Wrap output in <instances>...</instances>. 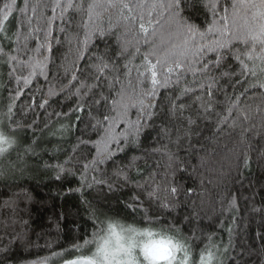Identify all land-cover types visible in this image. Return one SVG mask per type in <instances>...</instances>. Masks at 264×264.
Here are the masks:
<instances>
[{
  "label": "snow or ice",
  "instance_id": "6c2138e0",
  "mask_svg": "<svg viewBox=\"0 0 264 264\" xmlns=\"http://www.w3.org/2000/svg\"><path fill=\"white\" fill-rule=\"evenodd\" d=\"M192 2L0 0V182L25 175L33 158L52 151L55 163L44 168L55 181L78 178L68 191L79 194L92 223L69 246L48 244L46 255L19 264H240L243 248L252 247L244 241L236 252L235 225L240 200L258 194L251 181L252 196L242 192L253 153L264 158V0H196V18ZM36 109L46 117L41 136L63 141L77 131L74 143L42 147ZM149 131L156 134L145 146ZM218 150L227 170L218 161L217 231L186 232L194 218L199 223L192 197L202 193L180 175L198 178L200 188L211 183L205 173ZM101 188L128 189L125 207L148 226L94 206L89 193ZM21 195L30 199L11 192L0 202L10 213L0 220V264H18L12 248L28 243ZM182 202H191V215L177 220ZM251 211L264 226V202ZM254 239L264 250L259 227Z\"/></svg>",
  "mask_w": 264,
  "mask_h": 264
},
{
  "label": "trees",
  "instance_id": "16d2710c",
  "mask_svg": "<svg viewBox=\"0 0 264 264\" xmlns=\"http://www.w3.org/2000/svg\"><path fill=\"white\" fill-rule=\"evenodd\" d=\"M199 11V4L196 0H193L192 6L189 9L190 14L196 18ZM250 102L255 105L256 103H260V99L258 97L255 101ZM64 110H67V106ZM48 111H51V109H48ZM36 112L40 114L39 128L36 130V136L41 139L42 147L52 149L59 144L60 147L66 149L74 143L76 136L80 134L74 131L67 134L63 141H60L59 134L51 135L45 132L41 136L40 130L43 128V120L46 117L43 115V109H36ZM27 119L31 121L33 116L29 114ZM58 126L56 125V127ZM79 127L83 128V124H80ZM155 134L154 131H149L146 134L144 137L145 146L149 144L151 137ZM32 138V131L29 130L25 135V142ZM52 155V151L42 152L39 157L33 158L29 162L31 167L25 175H17L15 178L10 177L7 181L0 182V202L7 199V194L11 192L23 191L30 197V199L23 195L18 197L19 209H22V211H19L18 216L28 221L26 227L28 243L25 245L18 243L12 248V253H14L13 259L18 264L20 261L26 259L46 255L49 251L46 247L48 244H52L54 250H58L59 247L69 246L85 232L92 230V223L81 204L79 194L68 191L69 188L77 187L78 178L68 177L62 181H55L51 178L52 173L44 168L45 161L55 163V160H49ZM15 156L16 153L13 152L11 158L15 159ZM59 159H64V156L62 154L59 155ZM155 159H161V162H164L161 157H155ZM218 161H225L223 170H227V154L223 150H218L217 155L208 164L209 171L205 173L207 179H210L212 182L208 183L206 180L203 188L199 187L198 178L190 177L187 173L180 175L181 181L186 182L190 187L196 186L197 193H202V195L192 197L196 201V211L200 214L198 218L199 223L197 224V219L194 218L191 224L184 225L186 232L188 229L195 227L203 229L205 233L217 231L219 219L217 200L223 192V187L218 184V176L214 174L221 170ZM245 175L248 179L244 181L243 195L252 196L253 189L247 187L250 181L254 183V189L258 194L255 195L254 201L250 199L246 203L243 199L240 200L241 210L235 225L236 252H240L243 242L247 241L252 247L243 248L245 255L239 258L240 264H264V250L259 248V242L254 239L258 227L261 231H264V226L260 225L261 216L251 211L253 203L260 205L264 202V158L259 157L257 153H253L251 169L245 172ZM224 183H229V181L226 180ZM129 196L130 192L128 189L109 192L106 188H101L92 190L88 198L94 206L123 223H135L141 227L148 226L140 223V213L137 212L135 219H133L132 209L125 207V204L129 202ZM191 210V202H189V206L187 207L182 202L173 215L177 220H182L184 215H191ZM9 215L10 213L7 209H0V220L5 219ZM2 227L0 225V228ZM12 230L11 226L7 229L9 232ZM15 230L20 231L19 224L15 226ZM197 234L199 235L200 233L198 232ZM219 235L227 242L228 236L226 232L220 231ZM30 245H39V247H32L29 251ZM230 254L235 255L236 253Z\"/></svg>",
  "mask_w": 264,
  "mask_h": 264
},
{
  "label": "clouds",
  "instance_id": "9594fccd",
  "mask_svg": "<svg viewBox=\"0 0 264 264\" xmlns=\"http://www.w3.org/2000/svg\"><path fill=\"white\" fill-rule=\"evenodd\" d=\"M153 238L144 237L145 243H151Z\"/></svg>",
  "mask_w": 264,
  "mask_h": 264
}]
</instances>
